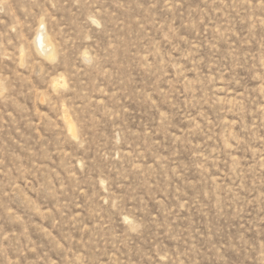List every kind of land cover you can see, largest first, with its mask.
Here are the masks:
<instances>
[{"label":"rangeland","instance_id":"obj_1","mask_svg":"<svg viewBox=\"0 0 264 264\" xmlns=\"http://www.w3.org/2000/svg\"><path fill=\"white\" fill-rule=\"evenodd\" d=\"M0 264H264V0H0Z\"/></svg>","mask_w":264,"mask_h":264},{"label":"bare ground","instance_id":"obj_2","mask_svg":"<svg viewBox=\"0 0 264 264\" xmlns=\"http://www.w3.org/2000/svg\"><path fill=\"white\" fill-rule=\"evenodd\" d=\"M67 121H68V120H67ZM67 126H68V130H69V132H70V133H74V128H73L72 124L68 123Z\"/></svg>","mask_w":264,"mask_h":264}]
</instances>
